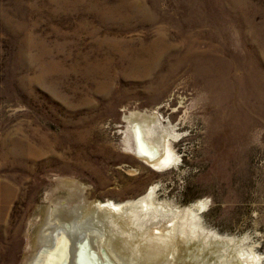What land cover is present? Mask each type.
<instances>
[{
  "label": "rangeland",
  "instance_id": "rangeland-1",
  "mask_svg": "<svg viewBox=\"0 0 264 264\" xmlns=\"http://www.w3.org/2000/svg\"><path fill=\"white\" fill-rule=\"evenodd\" d=\"M130 112L155 114L174 163L128 148ZM154 186L235 240L92 210ZM54 219L118 264H264V0H0V264H30Z\"/></svg>",
  "mask_w": 264,
  "mask_h": 264
},
{
  "label": "bare ground",
  "instance_id": "bare-ground-1",
  "mask_svg": "<svg viewBox=\"0 0 264 264\" xmlns=\"http://www.w3.org/2000/svg\"><path fill=\"white\" fill-rule=\"evenodd\" d=\"M124 118L129 124L126 129L128 131L126 132L128 135H126V140L128 141L126 143H128V148H131L136 156H138L151 167L157 169L175 162L176 159L173 156L171 149L168 147L169 131L166 128L160 127L161 125H156L159 121L155 114L147 115L144 113L130 112L128 115H125ZM154 187L148 189L149 191H146L147 193H145V195H142L141 198L139 197V199L137 200L131 199L132 201L127 202H114L111 200L99 203L97 202V204L94 203L95 206L92 210H104L105 213L109 215L114 214V216L117 213L121 215L125 214V216L131 215L132 217L130 218L134 220L136 224H138L137 228L138 230H140L138 231L139 233H145L149 236L148 238H151V240L154 239L153 237H155L156 239L164 236H166L167 238L171 237L173 241H178V246L180 242H182V246H185V243L200 238H203L204 241L211 240L224 244L226 242L235 240L234 236L223 234L221 235L203 226L200 218V211L202 206H204L205 204L204 201L199 200L195 203H188V205L186 204V206H184L183 208H179L169 203L159 202L160 200L157 201V198L155 196L156 187ZM126 211H129L131 213L128 214L126 213ZM169 214H171V216L167 219V225L164 224L166 230H164V227H162L163 225H156V222H158L159 220L158 216L167 218ZM118 216L119 215L117 214L116 217L118 218ZM56 221L57 220H55L51 226L46 227V229H50L48 238L46 241L42 242L40 250L35 254L30 264H118V262L114 261V259L111 258L107 252H104L102 251V249H100L101 246L97 243V241L96 243H94L92 240V242L89 241L87 236H84V234L82 233L78 235L76 234V238H74V240L71 239L70 241L69 237L67 238V234L65 233H68V231L70 233L71 229L74 228V226L72 225L73 222H59L55 225ZM177 224L179 227L178 233H176L177 229H174ZM126 227H128V225ZM173 234H176L175 237L177 241L174 239ZM146 235L144 236V238L146 237ZM108 238L112 239L110 236ZM176 245L174 247H176ZM250 254L251 255H248L244 250H242V252L239 254L240 261L237 262L239 264H251L252 262L254 264H257L260 256L258 254L254 255V253ZM157 256H159V254ZM158 258H156L155 260H157ZM237 262L236 264H238Z\"/></svg>",
  "mask_w": 264,
  "mask_h": 264
}]
</instances>
